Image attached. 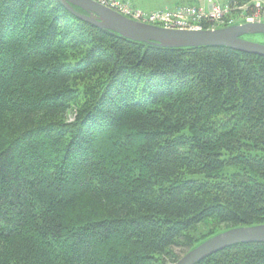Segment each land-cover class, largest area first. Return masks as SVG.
Masks as SVG:
<instances>
[{"label": "trees", "instance_id": "trees-1", "mask_svg": "<svg viewBox=\"0 0 264 264\" xmlns=\"http://www.w3.org/2000/svg\"><path fill=\"white\" fill-rule=\"evenodd\" d=\"M263 224L264 57L0 0V264H174ZM197 264H264V243Z\"/></svg>", "mask_w": 264, "mask_h": 264}, {"label": "water", "instance_id": "water-1", "mask_svg": "<svg viewBox=\"0 0 264 264\" xmlns=\"http://www.w3.org/2000/svg\"><path fill=\"white\" fill-rule=\"evenodd\" d=\"M57 1L76 19L97 29L110 31L129 41L164 49L225 47L235 52L264 57V44L243 39L246 36H264V23L238 24L204 31L167 30L128 20L90 0ZM260 243H264V224L233 228L202 242L183 255L175 264H197L227 248L240 244Z\"/></svg>", "mask_w": 264, "mask_h": 264}, {"label": "built area", "instance_id": "built-area-1", "mask_svg": "<svg viewBox=\"0 0 264 264\" xmlns=\"http://www.w3.org/2000/svg\"><path fill=\"white\" fill-rule=\"evenodd\" d=\"M90 1L131 21L167 30L204 31L215 30L214 26L227 28L235 26L236 21L233 18H238L243 14H241L243 8H237L236 1L232 0H226L224 4L217 0H206L205 7L179 5L153 12L134 9L129 3L124 1L120 3V0ZM263 21L264 12H256L246 18V23H263Z\"/></svg>", "mask_w": 264, "mask_h": 264}, {"label": "rangeland", "instance_id": "rangeland-1", "mask_svg": "<svg viewBox=\"0 0 264 264\" xmlns=\"http://www.w3.org/2000/svg\"><path fill=\"white\" fill-rule=\"evenodd\" d=\"M131 2L134 3H138V4H130V6H132V8L134 9H139L141 11L144 12H153V11H157L160 9H164L166 7L171 8L173 7V3L170 0H135ZM180 1V0H178ZM219 1V0H217ZM224 1V0H222ZM120 3H123L122 0L119 1ZM128 2V1H127ZM220 2V1H219ZM226 2V1H225ZM130 3V2H129ZM236 7H242L243 10L241 11V14L238 18H233L235 19V25L238 24H244L246 23V18L252 16L254 13L256 12H264V0H241V1H236ZM177 4H181V5H192V6H196L197 4L195 3H177ZM224 4V2L222 3ZM264 23V21H263ZM216 29H221L222 27H215ZM246 41L249 42H253V43H258V44H264V36H246L244 37ZM172 252H174V254H176L178 257H182V249L180 248H173ZM179 258V259H180Z\"/></svg>", "mask_w": 264, "mask_h": 264}, {"label": "crops", "instance_id": "crops-1", "mask_svg": "<svg viewBox=\"0 0 264 264\" xmlns=\"http://www.w3.org/2000/svg\"><path fill=\"white\" fill-rule=\"evenodd\" d=\"M122 1H124L126 3L130 2L129 4H131V3L132 4H138V3L131 2L130 0H122ZM132 1H135V0H132ZM170 1L173 3V7L181 5V4H177V3H180V2H183V3H185V2H187V3H195V4H197L196 7H205L204 3H205L206 0H180V1H178V0H170ZM219 1L223 3L226 0H224V1L219 0ZM173 7H171V8H173ZM167 8L168 7L164 8V9H167ZM160 10H163V9H160Z\"/></svg>", "mask_w": 264, "mask_h": 264}, {"label": "bare ground", "instance_id": "bare-ground-1", "mask_svg": "<svg viewBox=\"0 0 264 264\" xmlns=\"http://www.w3.org/2000/svg\"><path fill=\"white\" fill-rule=\"evenodd\" d=\"M129 20V19H128ZM175 264V263H174Z\"/></svg>", "mask_w": 264, "mask_h": 264}, {"label": "flooded vegetation", "instance_id": "flooded-vegetation-1", "mask_svg": "<svg viewBox=\"0 0 264 264\" xmlns=\"http://www.w3.org/2000/svg\"><path fill=\"white\" fill-rule=\"evenodd\" d=\"M243 39H245V38H243Z\"/></svg>", "mask_w": 264, "mask_h": 264}]
</instances>
